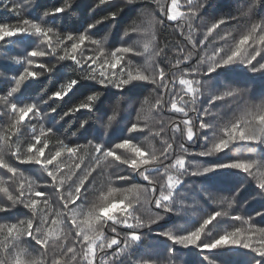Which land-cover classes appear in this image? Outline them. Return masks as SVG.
I'll use <instances>...</instances> for the list:
<instances>
[{"label": "snow or ice", "instance_id": "obj_1", "mask_svg": "<svg viewBox=\"0 0 264 264\" xmlns=\"http://www.w3.org/2000/svg\"><path fill=\"white\" fill-rule=\"evenodd\" d=\"M227 8L0 0V264H264V0Z\"/></svg>", "mask_w": 264, "mask_h": 264}, {"label": "trees", "instance_id": "obj_2", "mask_svg": "<svg viewBox=\"0 0 264 264\" xmlns=\"http://www.w3.org/2000/svg\"><path fill=\"white\" fill-rule=\"evenodd\" d=\"M42 2H47V0H42ZM91 2H92V0H80V3H81V12L86 13V12H87V5L90 4ZM229 3H230V0H216V4H217L218 6L221 7V10H222V11H227V10H228L227 5H228ZM0 15L7 16V15H9V14L4 13V14H0ZM78 18H79V13H78L76 19H78ZM22 51H23L22 46H18L17 49H16V51L13 52L12 54H14V55H20V54H22ZM11 74H13V73L5 72V77H7V76H9V75H11ZM146 94H147V93H145V95H146ZM114 102H115V101H113V103H114ZM130 102H131V101H122V102H121V107H122V108H127L128 103H130ZM193 150H195V149H193ZM234 154H235V155H242V156H247V155H248V153H247L246 151H244V150H242V151L239 152V153H234ZM32 174H34V173H32ZM90 198H91V197H90ZM177 222H183V221H177ZM152 251H154V252H162V251H163L162 245L159 246V247H155V246H154V247L152 248ZM160 258L163 259V256H161Z\"/></svg>", "mask_w": 264, "mask_h": 264}]
</instances>
